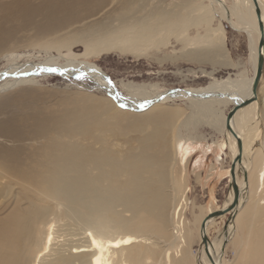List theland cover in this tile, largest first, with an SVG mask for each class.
I'll list each match as a JSON object with an SVG mask.
<instances>
[{
	"label": "bare ground",
	"instance_id": "6f19581e",
	"mask_svg": "<svg viewBox=\"0 0 264 264\" xmlns=\"http://www.w3.org/2000/svg\"><path fill=\"white\" fill-rule=\"evenodd\" d=\"M127 1L128 4H124L125 6H122L115 15L116 25L110 28L105 25L103 29L99 26H90L88 31L86 29L87 32L82 31L83 35L77 41L84 47L82 54L77 55L71 51V46L75 42L73 40L69 42L70 39L66 41L63 39L45 41L44 39L41 44L44 52L47 54L49 49L54 48L58 51L56 56L47 54L40 61H34L31 58L18 61L21 56L11 58L8 54L6 65L0 69V93L35 84L39 79L37 77L76 73L86 74L90 80L99 84L101 89L105 90L115 102L113 106L107 98V100L96 99L90 95H80L82 98L77 95L60 98L58 102L51 103L45 109L38 107L24 115L20 113L15 118L16 122L8 126L11 132L8 139L10 144L8 143L9 148L4 155L5 159L0 160V180L2 182L3 176L5 183L28 191V196H26L28 199L25 197L23 199L28 200L29 205L24 212L14 210L15 207L10 208L13 210L6 216V219L4 216V218L1 217L4 220L0 219V264H116L114 261L118 256L117 264H136L138 254H141L137 248H144L142 244L137 247L136 233L144 235L143 233L154 230L153 232L169 238L166 235L169 223H166L169 196L164 191L168 177H165L167 173L164 174L163 171L157 170L158 164H161L159 161L163 163L167 160L168 152L166 149L159 152V156L157 153L156 156L147 151L150 147L151 149L154 147L164 149L163 133L157 125L154 126L156 129L153 131L147 130L150 122H156V124L161 122L164 109L157 110L156 108L163 104L168 105L174 100H184L189 106L190 113L176 128L178 132L176 136H180L181 126L196 129L198 123L209 122L215 130L225 136L220 146L222 150L229 149L231 160L238 153L236 139L225 129V115L221 107L239 103L251 94L257 66V45L260 39L253 1L232 0V4L227 8V0H207L205 14L201 12L202 16L199 19L206 23L204 31L196 32L195 36H190L187 31L190 25L197 24L199 20L191 19L192 17H188L187 12L182 15L179 11L180 6L178 7L174 2L164 7L157 2L149 6V2L145 1L139 6L137 5L138 0ZM257 5L264 29V0H257ZM215 17L230 22L237 19L235 24H242L246 27L250 42L249 56L252 61L251 77L228 74L224 78H217L214 76L216 71L201 68V75L211 80L206 86L161 89L156 85L121 81L118 90L116 84L110 82L96 63L87 60L91 54L112 49L127 51L134 55H146L148 50H158L166 46L170 37H173L176 42H181L183 49L189 50L186 52L187 56L191 58L195 55L210 57L209 62L213 64V68L214 64L217 66L222 58L221 44L224 36L220 22L215 27L211 26V21ZM75 40H77L76 37ZM205 46L208 47L206 50ZM61 48H67L68 54L64 52L66 55H62L64 53L61 54ZM173 55L176 56L175 51ZM58 58H61L63 62H58ZM49 69H56V71ZM122 91L126 94L123 95ZM257 104L258 102L255 101L236 112L230 122L233 131L242 143L241 158L239 163L235 164V184L236 187L239 186V189L237 187L239 197L236 210L239 211L241 207L242 209L239 214L234 212L235 217L229 221L226 237L228 239L233 234L235 226L240 227L244 230L243 237H241L243 238L241 241L244 240L242 247L244 245L249 248L247 252L249 258L246 259L243 256L244 260L241 261V254L238 264H264V223L252 224L253 217L257 214L255 208L264 204L263 201L259 203L260 197H257L264 186L263 150L258 152L259 155L253 159V167L251 166L253 170L250 168L249 172H252L247 176L245 183L239 175H243L244 171L249 169L250 163L247 164L245 160L244 138L246 133L257 127ZM151 106L157 111H150ZM130 110L144 112L142 116L140 114V117H132V121L142 123V132L145 131L143 135H130L127 141L135 138L137 144L148 148L146 151L125 155L119 159L116 157V151L105 144V137L111 139L118 134L114 129L119 123L123 124L120 122V117L125 118ZM125 141L123 139L124 144L127 143ZM129 142L127 143L129 148L126 149L131 151L133 147L130 149L131 143ZM172 160H175L174 155H172ZM1 184L0 186L4 188L5 185ZM5 188H8V185ZM245 188H247L246 197L248 199L244 205L242 199ZM175 190L176 192L181 191L178 185ZM0 191L3 192L1 188ZM1 192L0 197L4 193ZM11 192L9 191L8 195H11ZM183 192L181 191L182 195ZM19 197L17 198L20 199ZM37 197H41L44 201L48 200V204H43V201L41 204ZM232 199L233 192L227 205H223L222 208H226ZM26 200H24L25 203ZM51 201L52 204H49ZM240 201L242 202L239 203ZM179 210L180 207L175 212V225L177 224L176 230L182 234V238L179 236V240L178 237H173V252L165 254V264H191L190 258L193 254L188 247L191 243L189 242L190 229L186 228L185 222L180 221L182 213ZM233 211L234 209L231 212ZM203 216L200 211L193 221L195 225H198L199 238H201L200 223ZM214 219L216 218L210 220ZM245 219L248 220L245 221ZM57 220H63V223L57 224ZM210 220L206 225L210 223ZM112 223L119 228H116L117 233H113L110 228ZM185 239L188 240L185 241ZM223 240L219 238L208 243L209 254H213L217 249L222 250ZM236 240L239 241L238 238ZM146 241L147 238L144 237L143 243ZM29 250L31 254L35 250V258L31 254L28 257L25 256V252ZM150 252L148 254L153 257ZM198 252L199 264H211L204 253L201 239ZM115 254L118 256L116 257ZM136 255H138L137 258ZM211 257L216 258L221 264L220 254L215 257L211 255ZM142 258L144 257L140 259Z\"/></svg>",
	"mask_w": 264,
	"mask_h": 264
},
{
	"label": "rangeland",
	"instance_id": "374dc122",
	"mask_svg": "<svg viewBox=\"0 0 264 264\" xmlns=\"http://www.w3.org/2000/svg\"><path fill=\"white\" fill-rule=\"evenodd\" d=\"M145 1L149 2V6H152L157 2L159 5H164V7L168 6V4L171 2H174L178 7L180 6L179 11L182 15L187 12L188 17H192L191 19L195 21L200 19L202 16L201 12L205 14L207 4V0H138L137 5L140 6ZM231 2L232 0L226 1L227 8L232 4ZM126 3L128 4L127 0H0V69L6 65L5 63L7 62L9 55L11 58H14L15 56H21L18 61L24 60L26 58L28 60L31 58L34 59V61H40L43 60L47 54L56 56L58 51L54 48L49 49V53L47 54L44 52V48L41 47L44 39L45 41L52 39H63V41H66L70 39L69 42L73 40L75 42H73L71 46V51L77 55L82 54L84 47L77 41L83 35V33H85L86 29L88 31V29L91 28L90 26H99V28L103 29L105 25L108 28L116 25L117 17L115 15L117 12H119L122 6L127 5ZM190 6L192 7L190 8ZM112 14L115 16V19L113 18ZM110 16L113 19H111ZM106 20L109 21L107 22ZM199 21H197V24H192L189 26L187 32L190 36H195L194 34H196V32L204 31L206 23H204L202 20L200 22ZM101 22L103 26L101 25L100 27ZM218 22L221 23L224 35L221 44L222 58L218 61L217 66L214 64L213 68V64L209 62V60L211 61L210 57L204 56V59V57H202L203 55H195L192 56V59L186 55V52L189 50L183 49L181 42H176L173 37H170L169 43L166 46L160 47L158 50H148L146 55H134L127 51L123 52L117 49H112L99 52L98 54H91L87 60L96 63L109 78L110 82H113L114 85L116 84L118 90L120 89L121 81L156 85L161 89H183L206 86L211 80L208 77L201 75V68L207 71H216L214 76L217 78H224L228 74L232 76L234 74H240V76L242 75L244 77H251L252 61L249 56L250 42L248 37L249 33L246 27L242 24H235L237 19H233L232 22H230L225 19L219 20L216 17L212 19L211 26H217ZM95 23L99 25H95ZM82 31L84 32L82 33ZM75 37L77 40H75ZM206 47L207 46L204 47L205 50ZM67 51V48L60 49L61 54L64 52L68 54ZM174 51L176 54L175 57L173 55ZM62 55L66 54L64 53ZM58 62L61 63L63 60L58 58ZM37 78L39 79L35 84L17 87L10 91L0 93V160L5 159L4 155H6L9 148L8 139L11 132L9 131L8 126L11 125L12 122H16L15 118H17L20 113H23L24 115L26 112H32L38 107L40 109H45V107H49L51 103L58 102L60 98L64 99L65 97L67 98L74 95H90L96 99L103 98V100L107 98L112 104L115 103L114 100L108 96V93L105 90H102L99 84H96L93 82V80H90L86 74L62 73L59 75L53 74ZM122 93L123 95L126 94L123 91ZM81 96L80 98H82ZM257 97V127L254 130L252 129V131L249 133H246L244 138V145L246 148L245 160L247 164L250 163L248 167L249 169L245 171V177L244 175L239 174L241 175L244 183L247 179V176L250 174V172H252H249L250 168L253 170V159L259 155L258 152L260 153V151L263 150L264 153V62L262 76L257 87ZM188 107V104L184 100H174L173 102L168 103V105L163 104L161 107L156 108L157 110L164 109L165 111H163L161 122L158 124H156V122H150V124L147 125V130L153 131V129H156L155 127L157 125L158 129H160L163 133L164 143L162 142V145L164 149L162 147H154L151 149V147H144V145L142 147L141 144H137L135 138L128 139L130 142L127 141V138L130 135H143L145 131L144 130L142 132V123H134L132 121V117H140V114L142 116L144 113L135 112L136 110H130L129 114L126 113V119L120 117V122L123 124L119 123L117 126L118 128L116 127L114 129L119 135L117 134L111 139H109L107 136L105 137V144L116 151V157L119 159L125 155L128 156L132 155L133 153L136 154L140 151H146L147 148L149 154L156 155L158 153V156L166 149L168 152L167 160L163 163L159 161L161 164H158L159 166L157 167V170L163 171L164 174L167 173L165 174V177H168L166 180L168 179L167 181H171H166L167 184L165 185L167 186H165L166 190H164L166 191L165 193L168 194L167 196H169V202L167 205L168 208H166V223L169 222L166 229L168 234L166 235H168L169 238H166L160 233L158 234L153 232L154 230L143 233L144 235L146 234L145 236L141 233L140 235L139 233H136V236L138 237V242H136L137 247L142 244L141 246L145 248H142V250L141 248L136 247L138 251H141V254H138L139 257L136 255V258H139H137L136 264H165V254L167 252H173V237H178L179 240L180 237L182 238V234H179L180 232L176 230L177 224L175 225V212L179 207V212L182 213L180 214V218L182 217L180 221L185 222L186 228L190 229V232L192 231L191 233L189 232V242L191 243L188 245L191 253L194 255H192L190 258L191 264H199L198 251L200 250L201 238L198 236V225H195L193 221L200 211H202L203 215L205 216L208 212L218 210L222 208L223 205L226 206L229 202L228 199L233 192V190H231L232 186L229 187V168L231 164L230 152L228 148L222 150L220 146L222 141L225 140V136L223 134L215 130V128H213L209 122H200L196 125V129L190 126H181L179 134L180 136H176L178 135L176 128H178L180 123H183V120H185V118L190 113V109H188ZM229 107L230 104H227L225 107H221L223 115L226 114ZM118 108L120 109V107ZM149 110L154 112L157 111L154 110V107L152 106ZM181 129L183 130L182 132ZM186 135L190 138H188ZM173 136L174 140H172ZM192 136L197 137L193 138ZM123 139L124 141L126 140L125 143H131L130 149L133 147L135 151L133 149L128 151L127 149L129 148V144H124ZM117 149L120 152L117 151ZM172 155H174L175 160H172ZM1 179V185H5V187L8 185V188L4 187L5 189L0 186L4 192L3 193L0 191L3 193V195L1 194L2 197H0V219L4 217V219H6V216L10 214L13 209L19 211L23 210L24 212V210L28 208L29 201L26 200L28 199L26 196H28L27 194L29 192L26 190L23 191L22 189H19L20 187L16 188L14 186L16 188L15 189L10 185V183H5L3 176ZM177 185L180 187L181 191H184V196L181 194V191L176 192L175 187H177ZM237 187L239 189L238 185ZM244 190V200L242 199V201L245 205L248 199V197H246L247 188ZM263 190L264 186L260 195L257 196L258 198L260 197L259 203H262L261 201L264 202ZM9 191H12L11 195H8ZM24 192H26V194H23ZM12 194L14 196L13 198ZM23 197L26 199H23ZM37 198L40 200L41 204L42 201L43 204L48 202V200L44 201V199L41 197ZM24 200H26V203ZM49 204H52V201ZM260 207H262V209ZM10 208L13 209L11 210ZM258 208L261 210L259 211ZM241 209L242 207L239 208L238 211L235 208L233 212L225 213L219 218L210 220V223L206 225V235L210 243L219 238H222V240L224 239V242L222 243L223 250L217 249L213 254L210 253V256L212 255L214 257L220 254L221 264H238L240 262L241 254V261L244 260L243 256L246 257V259L249 258L247 254L249 248L245 247L244 245L242 247V242L244 241H241L243 239H241V237H243L244 234V230L242 228L235 226L233 234L228 239L226 237L229 221L234 219V212H238L239 214ZM255 210L257 211V214L260 212L264 213V204L258 205ZM261 213L259 215H254L252 220L253 225L264 223V214H262V216ZM125 215L128 214L125 213ZM247 220L248 219H245V221ZM57 221V224L63 223V220ZM110 228H112L113 233H115L116 228L118 227L116 224L112 223L110 224ZM141 237H146L147 241L143 243V238ZM237 238L239 240L238 242L236 240ZM187 240L188 239H185V241ZM148 251H151L150 253H152L153 257H151V254H148ZM30 254V250L25 252L26 257H28ZM31 255L35 258V250ZM140 255L144 258L140 259ZM147 255H149L150 258ZM118 257L114 261L116 264L118 263L116 261H119ZM213 260L215 264H219L216 258Z\"/></svg>",
	"mask_w": 264,
	"mask_h": 264
},
{
	"label": "water",
	"instance_id": "95a60500",
	"mask_svg": "<svg viewBox=\"0 0 264 264\" xmlns=\"http://www.w3.org/2000/svg\"><path fill=\"white\" fill-rule=\"evenodd\" d=\"M254 7H255V13L256 17L258 20V25H259V33H260V39L258 40V45H257V51H258V56H257V66L256 70L254 73V78L252 82V87H251V94L244 100H242L239 103H231L229 109L227 110L225 114V129L230 132V134L236 139L237 143V150L238 153L237 155L231 160L230 168H229V176H230V186H232L233 190V199L231 203L226 207V208H220L218 210L208 212L203 219L201 220L200 223V231H201V245L204 246V253L206 254V257L208 258L209 262L211 264H215L212 257L210 256L208 249H207V244H210V241L208 240V237L206 235V223L212 218H218L220 216H223L225 213H230L233 209L236 208L237 203H238V197H239V191L236 187L235 184V164L236 162L239 163V160L241 158V153H242V143L240 139L236 136L235 132L233 131L230 122L233 119L234 115L236 112L241 111L243 108L246 106L253 104L255 101H258L257 97V87L259 84V81L262 76L263 72V62H264V29H263V22L261 20V15H260V10L257 5V0H252ZM244 177H245V171H244ZM223 250V248H222Z\"/></svg>",
	"mask_w": 264,
	"mask_h": 264
},
{
	"label": "snow or ice",
	"instance_id": "6c2138e0",
	"mask_svg": "<svg viewBox=\"0 0 264 264\" xmlns=\"http://www.w3.org/2000/svg\"><path fill=\"white\" fill-rule=\"evenodd\" d=\"M50 71H56V69H49Z\"/></svg>",
	"mask_w": 264,
	"mask_h": 264
}]
</instances>
